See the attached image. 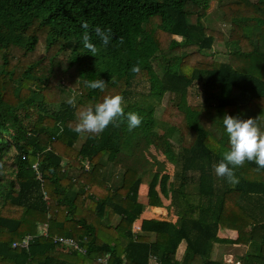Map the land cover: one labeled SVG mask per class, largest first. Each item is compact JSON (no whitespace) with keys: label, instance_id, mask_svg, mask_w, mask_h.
I'll list each match as a JSON object with an SVG mask.
<instances>
[{"label":"trees","instance_id":"16d2710c","mask_svg":"<svg viewBox=\"0 0 264 264\" xmlns=\"http://www.w3.org/2000/svg\"><path fill=\"white\" fill-rule=\"evenodd\" d=\"M84 21L96 56L82 45ZM95 26L111 27L106 48ZM96 79L103 92L85 87ZM105 95H122L140 126L73 132L77 112ZM226 114L264 129V0H0V264H264V169L245 161L234 187L212 169L228 147ZM162 199L189 217L134 230ZM26 235L28 247L12 246Z\"/></svg>","mask_w":264,"mask_h":264},{"label":"clouds","instance_id":"9594fccd","mask_svg":"<svg viewBox=\"0 0 264 264\" xmlns=\"http://www.w3.org/2000/svg\"><path fill=\"white\" fill-rule=\"evenodd\" d=\"M81 27L85 30L82 35V45L91 55L96 56L99 49L91 42L89 34V24L82 22ZM94 33L98 37L101 45L107 47L113 38L111 27L102 29L100 26L94 27ZM123 44V38H120ZM139 65L131 68V72L139 74ZM85 87L90 90H100L106 88V82L102 79L86 80ZM76 93H73L66 100L69 106L75 107ZM124 98L122 95H105L101 102L93 106L81 108L76 114V122L72 131L89 137H98L110 125L119 126V122L126 120L129 131L140 126L142 118L134 112L125 113ZM222 123L227 134V150L222 152V158L218 164H213L214 175L218 179L225 180L231 186L239 183L234 169L242 167L245 161L254 162L257 171L264 169V129L257 123V118L240 119L238 117L224 115ZM61 133L63 128L60 129Z\"/></svg>","mask_w":264,"mask_h":264},{"label":"crops","instance_id":"0c3cea01","mask_svg":"<svg viewBox=\"0 0 264 264\" xmlns=\"http://www.w3.org/2000/svg\"><path fill=\"white\" fill-rule=\"evenodd\" d=\"M144 186V185H141V187ZM141 192V191H140ZM187 194H188V190H186ZM142 193V192H141ZM145 193V192H144ZM147 207V206H146ZM144 208V210L142 211L141 215L139 216L138 219L135 220L134 224L133 225H140L141 224V221L143 219H159V220H166V221H176L177 219H181L183 216L181 214H178V213H181L182 211L178 208H174V207H169V209L167 207H161V208H157V207H154L152 206V210H153V215H147V208ZM157 210V211H156ZM189 213V212H188ZM156 214V215H155ZM165 214V216L167 218H163L161 216H163ZM183 215H187L185 214L184 212H182ZM190 214V213H189ZM160 215V216H159ZM191 215V214H190ZM188 216V215H187ZM189 217V216H188ZM221 237H228L230 239H234L236 237V233L235 231H232V230H226V231H223L219 234ZM153 238V236L151 237ZM185 242H181L178 246V249H177V253H176V257L178 259H181L182 256H183V253H184V250H185ZM236 248L238 249L239 246H232L231 247V252L233 251H236ZM226 255V257L230 258V261L233 262V255L232 254H223V259H224V256ZM218 257V254L216 252V247L214 248L213 247V250H211V255H210V258L212 260H216ZM224 261V260H223ZM231 263V262H229Z\"/></svg>","mask_w":264,"mask_h":264},{"label":"rangeland","instance_id":"374dc122","mask_svg":"<svg viewBox=\"0 0 264 264\" xmlns=\"http://www.w3.org/2000/svg\"><path fill=\"white\" fill-rule=\"evenodd\" d=\"M214 6V4H211V7L210 8H212ZM213 9V8H212ZM209 13H210V17L211 18H213V13H212V11H211V9L209 10ZM214 48H217V46H214ZM218 60H224L225 58H223L222 56H217L216 57ZM168 70L169 71H172V72H176V70H177V64H173V65H170L169 66V68H168ZM81 75V74H80ZM84 72L82 73V75H81V79H80V81H79V83H80V87H81V89H83L84 87L82 86L83 85V79H84ZM141 90H144V92H147V87H144L143 89H141ZM164 104H165V101H164ZM163 109V105H158L157 106V115H160V113H161V110ZM145 152V151H144ZM149 155V160H147V162L145 161V163L144 164H142L141 165V168L142 169H150L151 171L152 170H154L155 169V167H154V165H153V163L154 164H156L157 162H156V157H154V156H152L151 154H149L148 152H145V155ZM123 163H125L126 165H130V166H133V167H136V163H133L132 161H129V160H123ZM147 180V179H146ZM140 191L142 192V193H144V192H146V191H148V185L147 184H145L144 186H142V187H140ZM177 199H179V201H181V203H182V201L183 200H185V199H182V198H188L187 197V195L185 194L184 195V192H181V194H179V193H177ZM183 196V197H182ZM161 203L160 204H158L157 205V203L155 202V200H153V201H151L149 204H148V206L146 207V208H148V207H150L151 205L153 206V205H155L154 207H157V208H163V207H167L168 209H169V207H173V203H170V201H168V200H164V199H162L161 201H160ZM163 204V205H162ZM183 204V203H182ZM184 206V205H183ZM184 209H186L187 211L189 210V212L191 211V213L192 212H196L195 210H193V209H191V208H189V207H187L186 205L184 206ZM190 213V214H191ZM193 213V214H194ZM156 215V214H155ZM160 216V215H159ZM151 217V216H150ZM161 217H163V218H167L166 216H165V214L163 215V216H161ZM13 246V245H12ZM225 262H232V261H230V258H228V257H226V255L224 256V259H223ZM236 264V263H235Z\"/></svg>","mask_w":264,"mask_h":264},{"label":"built area","instance_id":"2783aa9c","mask_svg":"<svg viewBox=\"0 0 264 264\" xmlns=\"http://www.w3.org/2000/svg\"><path fill=\"white\" fill-rule=\"evenodd\" d=\"M37 177L38 178L40 177V173H38ZM139 228H140V225H133L134 230H139ZM29 239H30V235H26L22 239V241L14 243L13 246H20L21 248H26V247H28ZM54 240L61 242V243H64V244H67L68 246H70L71 249L77 250L83 254L86 252L84 247L80 246L77 241H75L74 239H72L70 237H55ZM151 259H152L153 264H160L155 259L154 256H151ZM99 260L102 264H109L107 255L100 258ZM236 264H238V263H236Z\"/></svg>","mask_w":264,"mask_h":264}]
</instances>
